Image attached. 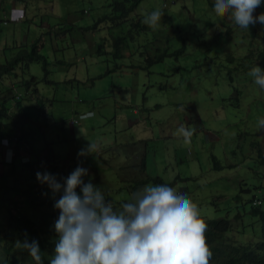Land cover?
Returning a JSON list of instances; mask_svg holds the SVG:
<instances>
[{"label": "rangeland", "instance_id": "1", "mask_svg": "<svg viewBox=\"0 0 264 264\" xmlns=\"http://www.w3.org/2000/svg\"><path fill=\"white\" fill-rule=\"evenodd\" d=\"M15 1L8 0V14L2 13L10 20L15 13H26L20 5L15 10ZM111 3L112 0H40V3L31 0L27 16L14 18H20L21 22L0 29V47L25 50L26 45L37 39L44 46L42 55L48 59L49 75L42 63L28 61L21 62L14 72L21 80H38L33 85V94L38 91L39 95L31 101L27 99L24 105L42 104L52 116L47 140L54 143L58 164L67 172L65 175L68 177L78 164L87 168L92 183L102 189L114 207L118 202L132 200L137 184L144 181L145 162L148 172L153 168H165L161 161L167 158L164 146L166 139L173 137L179 164L185 158L187 161L188 155L196 159L191 150L185 154L187 146L194 148L199 159L192 163V168L178 166L175 171L171 167L164 174L156 172L155 177L173 183L186 175L185 179L193 178L195 181L178 182L177 185L197 204L200 216L208 220L226 217L225 212H216L211 200L224 195L229 183L237 187L240 180L247 179L256 188L254 194L262 197L264 167L254 173L246 165L249 157L256 155L257 158L252 143L260 142L264 147V129L258 125L264 118V89L255 85L254 78L249 75L251 68L258 66L264 27L257 23L250 25L249 31L239 28L230 15L217 13L211 0H146L139 15L146 19L150 12L160 9L164 16L161 24L149 26V31L137 38L136 31L131 35L126 33L127 26H113ZM83 12L89 15L84 16ZM262 12L264 6L258 7L254 15ZM67 20L69 26L52 29ZM23 30H27L26 33ZM118 37H125L123 56H119L114 46L113 40ZM157 46L162 48L161 52ZM16 53L19 52L16 50ZM134 53L136 56L131 58ZM162 53L166 57L157 61ZM4 55L0 52L5 60L15 56L10 49ZM147 58L151 59V67ZM3 80L5 86L10 87L15 79ZM10 95L13 96L11 92ZM30 113L34 116L37 110L32 109ZM77 116L93 126L91 130L86 124L70 127L75 132L69 129V123ZM112 117L119 118V122L112 121ZM123 119L129 125L138 124L136 135L144 130L146 135L155 137L145 143L149 145L147 153L142 149L137 154L146 153L137 164L130 161L134 151L129 148L140 149L141 144L130 146L124 151L125 155L121 146L119 152L108 154L115 144V130L123 128L118 132H124ZM144 123L148 129L144 128ZM181 123L194 129L188 140L179 129ZM118 138L122 137L118 135ZM90 142L100 147L96 149L97 155H103V162L107 160L116 172L122 171L127 162L134 163L132 172L136 171L137 178L132 179L128 171L118 176L108 170L103 175L100 171L104 166L102 161L98 162V171L89 167L93 164L90 155L78 157L77 153ZM213 156L226 167L224 171L215 170ZM13 157L14 151L9 160ZM233 165L240 168L231 169ZM8 167L6 162H0V182L4 181ZM250 167L255 169L252 163ZM249 225L246 221L241 227L236 222L235 232L228 237L240 242L260 238L261 232L256 236Z\"/></svg>", "mask_w": 264, "mask_h": 264}, {"label": "trees", "instance_id": "2", "mask_svg": "<svg viewBox=\"0 0 264 264\" xmlns=\"http://www.w3.org/2000/svg\"><path fill=\"white\" fill-rule=\"evenodd\" d=\"M7 1L0 0L1 30L8 28L13 23L9 17L2 15V13H7ZM30 1L18 0L17 2L23 3L25 9L30 10L27 6L30 4ZM145 1L112 0L113 26H127L126 33L131 35L133 31H136L137 38L141 33L149 31V25L139 15V10ZM82 15L86 16L89 13L83 12ZM126 23L129 24L127 25ZM59 26H63V29L64 26H69L68 20L65 21V24L53 26L52 29ZM32 27L29 25V28ZM26 31L23 30L25 33ZM67 33L68 31L65 28V36L68 35ZM124 40L125 37H118L113 40L119 56H123L121 53L123 49L126 50ZM260 47L261 50L257 55V63L264 70V39ZM9 49L13 53H16V50L19 53H16L12 60L0 58V90L2 95L5 94V97H2L0 94V147L2 142H7L9 144V148L7 149L14 151L12 161L6 163L9 167L4 181L0 182V264H34L26 252H21L15 247L16 241H23L25 236H27L29 242L33 239L38 241L45 259L44 264H49L48 259L54 254L55 244L58 239L54 230V223L58 218L59 210L54 208V202L56 199H59L62 193L55 194L54 196L47 185H42L37 181L36 173L47 171L54 174L58 181L63 183V179L67 178L65 175L67 172H63L58 164L54 143L47 140V134L51 128L49 118L51 119L52 116L47 113L45 106L42 104L35 103L36 106L24 105L27 99V101H31L30 99L33 100L39 95L37 89H34L37 92L33 94V85H36L38 80L36 78L21 80L17 76L18 73L14 72L17 66L21 65V62L28 61L29 63H42L44 71L49 75V62L42 55L44 46L40 45V40L38 39L31 45H26L25 50L14 47L8 48L7 51ZM161 49L159 50L160 52ZM100 54L102 55L104 52ZM135 56V53L130 55L131 58ZM165 57L166 54L162 53L157 61H163ZM147 62L151 67L152 62L150 58H147ZM27 67L29 68L28 64ZM5 78L20 79L16 85L23 92L9 98L10 92L13 94V91L11 87L5 86L4 83L6 81L3 80ZM40 106L43 108L42 110ZM32 109L37 110L34 116L30 113ZM74 122H77V125L74 124V126L78 127L81 125L82 118L77 116L73 119ZM252 146L257 153V158L256 155L249 157L246 167H248L250 172L256 173V169L264 167V147L260 142H254ZM232 153L233 155L237 154L236 150H233ZM213 160L215 162V170L219 172L224 171L225 166L222 165L220 160L215 156H213ZM0 162L4 161L1 160ZM251 163L252 166H255V169L250 167ZM44 165H47V167L45 168ZM239 165H233L230 168H240ZM91 166L89 165V167ZM143 168L146 171V162ZM97 170L99 169L97 168ZM102 174L104 175L106 172L102 171ZM117 175L119 176L120 174ZM85 180L87 181V179ZM161 180L164 179L161 177L152 178L145 175V180L138 183V188L134 189V191L142 190L147 185H157ZM190 181L195 180L193 178H178L174 184H178V182L188 183ZM229 181L232 180L230 179ZM229 184L226 186L225 191H223L224 195L214 197L211 200V206L215 208L216 212H225L226 217L208 220L201 216L208 226L205 237L213 253L210 264H264V193L262 197L254 194L256 188L247 179L240 180L237 187L234 183ZM127 202L130 201L124 200L116 203L114 209L120 210L122 204ZM246 221L249 222V227L252 228L256 236L261 232L260 238L256 237L255 240L240 242L233 237H228L229 233L235 232L234 224L236 222L240 223L242 227V224H246ZM256 226H258V230ZM239 233L241 234V232Z\"/></svg>", "mask_w": 264, "mask_h": 264}, {"label": "clouds", "instance_id": "3", "mask_svg": "<svg viewBox=\"0 0 264 264\" xmlns=\"http://www.w3.org/2000/svg\"><path fill=\"white\" fill-rule=\"evenodd\" d=\"M211 2L217 13L230 15L241 29L249 31V26L257 23L264 27V12L254 15L258 7L264 6V0ZM163 16L164 13L156 9L145 22L156 27L162 23ZM20 21V18L15 19V22ZM249 75L255 85L264 89L261 67L253 66ZM258 125L264 129V118ZM179 129L185 140L190 139L194 130L183 123ZM7 148L9 144L4 142L2 149ZM96 149L97 145L90 142L77 156L87 157ZM194 161V156H187L188 163ZM85 177H88L87 182ZM36 178L47 185L54 196L62 193L54 202V208L59 210L54 223L58 239L49 264H210L213 253L205 237L208 226L197 204L171 180L145 186L116 210L102 189L92 183L89 170L79 164L63 183L47 171L37 172ZM15 247L26 252L34 264H44L35 239L29 242L25 236L23 241H16Z\"/></svg>", "mask_w": 264, "mask_h": 264}, {"label": "crops", "instance_id": "4", "mask_svg": "<svg viewBox=\"0 0 264 264\" xmlns=\"http://www.w3.org/2000/svg\"><path fill=\"white\" fill-rule=\"evenodd\" d=\"M14 8H15V10H17L18 9V5H20L21 6V10H24V12H26V13H24V15H18L17 13H15V15H14V17H12L13 19V21H11V22H15V17L17 16V17H20V18H22V17H26L27 16V13H28V11L29 10H27V9H25V6H24V4L23 3H18L17 1H15L14 3ZM5 17V16H4ZM22 21V20H21ZM20 21V22H21ZM1 29V28H0ZM9 47H6V48H3V47H0V52H2V54H3V56H5L4 55V53H5V51H7V49H8ZM10 48H14V46L13 47H10ZM16 53L14 52L13 53V55H15ZM1 59H3V57H0ZM20 81V79L19 80H15L14 82H12L11 83V89H12V91H13V96H9V98L10 97H14V96H17L19 93H21V92H23V90L22 89H20V88H18L17 87V85H16V83H18ZM0 94H1V96L2 97H5V94L4 95H2V92H1V90H0ZM29 97H31V96H29ZM130 104V103H129ZM73 119H75V118H73ZM72 119V120H73ZM111 120L112 121H115V122H119V118H116V117H112L111 118ZM122 121H125L124 122V125H125V129H124V132L123 133H120L119 134V132L118 131H122V129L121 130H118V129H116L115 130V133H114V138H115V144H114V146L111 148V151L108 153V154H110V153H115V152H119V146H121L122 148H123V154L125 155L126 153L124 152L125 150H128V148L130 147V146H136V145H138V144H141V145H143V147L142 148H140V149H138V148H136V147H130L129 148V150L130 151H134L132 154H130L131 156H130V161H133V162H135V164H137V162H139V160L141 159V158H145L146 157V153H147V150H148V147H149V145H146L145 143L147 142V141H151L152 139H154L155 140V137H152V136H150V135H146V133L144 132V130H141V134L139 135V134H137L136 135V133L138 132V130L136 131L135 130V126L136 125H138V124H133V123H131L130 125L128 124L129 122H127V120L126 119H123ZM85 122V120L82 118V122H81V124H86V123H84ZM95 124H97V123H95ZM94 124V125H95ZM82 125V126H83ZM86 126H88L87 124L85 125V127ZM144 128H147L148 129V125H146L145 123H144ZM70 127H74V123H73V121H71L70 123H69V129H71L72 130V128H70ZM79 127H81V125H79ZM84 127V128H85ZM93 126H91V125H89L88 126V128L91 130V128H92ZM73 131V130H72ZM73 132H75V131H73ZM118 135H120L122 138H118ZM124 138V139H123ZM159 138H161V136L159 137ZM171 138H173V137H170L169 139H166V143H165V150H166V160L165 159H161V161L163 162V164H164V166H165V168H163V169H159V168H153L152 170H151V172H148V170H147V168H146V171H145V173H143L144 175H146V176H150V177H152V178H156L155 177V173L156 172H161L162 174H164V172L165 171H167L169 168H173L175 171L177 170V168H178V166H180V168H184V167H189V168H192V163H188L187 161H186V158L184 159V160H182L181 161V164H179V160H177V155H176V151H177V145H175V144H173L172 143V139ZM2 142V141H1ZM3 143V142H2ZM2 143H1V147H0V161L1 160H3L4 162H6V163H8V162H10V160H9V158H10V156H11V152L9 151V149H2L3 147H2ZM97 148H100L99 146H97ZM142 149H144V150H146V153L144 154V155H137ZM174 150V153L173 152H171V151H173ZM189 150H191L193 153H194V155L196 156V159H195V161H197L198 159H199V156H198V154L195 152V150H194V148H191L190 146H187V149H186V153L185 154H187L188 152H189ZM122 154V155H123ZM90 157H91V159H90V162L91 163H93L92 164V166L96 169V171H98L97 170V168L99 169L100 167L98 166V162L99 161H102V163H103V165L104 166H107V167H104V166H101V168H100V170H102V171H104V172H106V171H108V170H112L113 171V173H115L116 171H114L113 170V167L112 166H109L108 164V161L106 160V163H104L103 162V155H101L100 157L97 155V152L96 151H94L93 152V154L92 155H90ZM120 158H122L123 159V161L125 162V161H127V159H124L122 156L120 157ZM160 158V157H159ZM177 161V162H176ZM135 164L133 163V165H131V163H125V164H123V166H122V171H118V172H116L117 174H120L121 172H122V174H125V172L126 171H128V173L132 176V179H136L137 178V175L135 174L136 173V171H134V173L132 172V170H133V168H135ZM133 166V167H132ZM137 166V165H136ZM147 166V165H146ZM138 174H142V173H140V172H137ZM149 173V174H148ZM180 178V177H179ZM185 178H188V176L186 175L185 176ZM185 178H183V179H185ZM144 180H145V178H144Z\"/></svg>", "mask_w": 264, "mask_h": 264}, {"label": "built area", "instance_id": "5", "mask_svg": "<svg viewBox=\"0 0 264 264\" xmlns=\"http://www.w3.org/2000/svg\"><path fill=\"white\" fill-rule=\"evenodd\" d=\"M17 21H19V19H17ZM74 124H76V125H77V122H74Z\"/></svg>", "mask_w": 264, "mask_h": 264}]
</instances>
